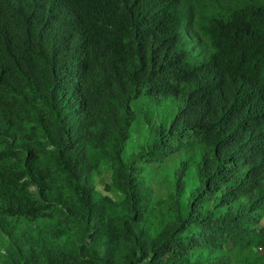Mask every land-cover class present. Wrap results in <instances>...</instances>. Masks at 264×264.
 I'll return each mask as SVG.
<instances>
[{
	"label": "trees",
	"instance_id": "obj_1",
	"mask_svg": "<svg viewBox=\"0 0 264 264\" xmlns=\"http://www.w3.org/2000/svg\"><path fill=\"white\" fill-rule=\"evenodd\" d=\"M161 99L173 105L140 157L180 158L172 221L148 245L121 232L125 264H264V0H0L2 226L50 219L61 240L96 225L105 161L127 222L149 216L122 154ZM93 260L82 246L10 264Z\"/></svg>",
	"mask_w": 264,
	"mask_h": 264
},
{
	"label": "rangeland",
	"instance_id": "obj_2",
	"mask_svg": "<svg viewBox=\"0 0 264 264\" xmlns=\"http://www.w3.org/2000/svg\"><path fill=\"white\" fill-rule=\"evenodd\" d=\"M172 105L171 101L161 99L154 112L138 114L137 122L132 126L131 138L122 154L127 173H133L134 178L143 180L142 187L149 203L148 211H151L149 216L140 222H127L124 196L115 187L114 167L105 161L93 177L98 206L96 225L88 228L77 227L67 237L52 240L50 233L58 229V224L50 219H41L34 223L10 222L6 226L0 223V264H10L14 257L22 256L32 249L65 250L79 249L82 246L94 259L93 264H125L124 261L136 248L133 240L119 235L121 232L128 230L131 237L138 239V244L148 245L157 238L172 221L171 207L176 194V172L181 160L178 158L164 165H153L145 164L140 156L151 151L156 128L168 117ZM188 181L185 196L177 198L179 202L187 200L189 191L195 187L192 175ZM171 196L173 199H170ZM258 228H264V220ZM134 258L140 260V255L136 254Z\"/></svg>",
	"mask_w": 264,
	"mask_h": 264
},
{
	"label": "built area",
	"instance_id": "obj_3",
	"mask_svg": "<svg viewBox=\"0 0 264 264\" xmlns=\"http://www.w3.org/2000/svg\"><path fill=\"white\" fill-rule=\"evenodd\" d=\"M262 249H260V251H261Z\"/></svg>",
	"mask_w": 264,
	"mask_h": 264
},
{
	"label": "clouds",
	"instance_id": "obj_4",
	"mask_svg": "<svg viewBox=\"0 0 264 264\" xmlns=\"http://www.w3.org/2000/svg\"><path fill=\"white\" fill-rule=\"evenodd\" d=\"M262 251V250H261Z\"/></svg>",
	"mask_w": 264,
	"mask_h": 264
}]
</instances>
